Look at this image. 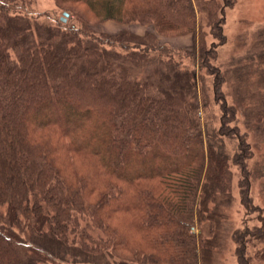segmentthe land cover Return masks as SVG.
<instances>
[{
	"label": "trees",
	"instance_id": "trees-1",
	"mask_svg": "<svg viewBox=\"0 0 264 264\" xmlns=\"http://www.w3.org/2000/svg\"><path fill=\"white\" fill-rule=\"evenodd\" d=\"M20 1L0 0V208L7 207L0 264H224L235 166L242 205L249 216L263 214V226L252 231L244 222L232 236L239 264H251L249 237L264 239V208L253 204L249 131L238 123L264 138V40L249 63L218 65L215 40L194 56L129 33L64 31L68 23L19 14ZM63 1L162 33L197 35V12H205L219 37L227 6ZM189 60L213 78L221 126L212 131L202 124L209 104L201 103ZM53 134L67 142L53 144ZM234 139L229 156L226 141ZM64 157L84 166L66 171Z\"/></svg>",
	"mask_w": 264,
	"mask_h": 264
},
{
	"label": "rangeland",
	"instance_id": "rangeland-1",
	"mask_svg": "<svg viewBox=\"0 0 264 264\" xmlns=\"http://www.w3.org/2000/svg\"><path fill=\"white\" fill-rule=\"evenodd\" d=\"M220 1L221 4H224V0ZM220 1L218 2L220 3ZM194 3L197 6V0H194ZM225 3L227 6L225 8V20L222 24L223 37H219V34H216L217 36L214 35V27L207 24L205 12L200 13V11L197 12V21H199L202 28L197 35L186 33V31L182 30L162 33L153 24H122L115 20H100L95 17L85 5L64 2L63 0H22L17 4V11L19 14L29 16L33 20L36 19L40 22L51 24L52 26L56 25L59 21L68 23L65 25L66 27H63L64 31H76L78 29L80 32L81 30L90 31V36H101V34H104L113 37L120 33H129L138 37H146L142 40H154V42L158 43L160 46H164L168 50L183 54H185V52L192 53L194 56L198 54L201 43L205 42L209 47L213 40H215L220 44L217 53H215L217 56L215 64L232 65L237 63L238 65L243 62L244 64H247L249 63V58L256 55L258 51V40H264V0H226ZM148 34H150V36H146ZM81 38L87 39L86 37ZM190 62L191 61L189 60V62L187 61L185 64L189 65L191 70H196L198 73V92L201 103H204V101L207 100L206 102L209 104V107H204L202 109V124L206 127V123L208 122V130L212 131L214 127L219 128L221 126V108L215 104L212 93L213 78L208 69L200 68L199 64L195 67L193 66V63ZM222 69L224 72L227 68ZM229 84L230 82L227 80V83L222 86V89L228 94L230 92ZM203 88L209 90V95H211L209 98L204 95L205 89ZM229 102L233 104V97L231 99L229 97ZM50 116L51 118H55L52 113ZM239 116L241 118V114ZM75 123L76 125L80 124L78 121H75ZM241 123H238L240 124L239 126H241V133L246 134V132L248 133L249 131L245 142L249 144L248 149L250 150V158L247 160V164L250 170L249 172L251 173L253 204L264 208V196L262 193L264 190V138L259 133H253L251 127L248 129V125H244L243 121H241ZM53 137L54 139L51 138L53 144L57 141L63 143L67 142V138L61 135L58 136L53 134ZM226 142L227 145L225 152L229 156H232L235 149L237 151V142L240 141L234 139L231 141L227 140ZM63 160L64 169L66 171L71 168L72 170H77L76 168L79 165L84 166V161H81V159H78V163L67 157H64ZM90 164L91 162L88 161L85 166H90ZM140 167L142 166L138 165L137 169ZM232 170L234 174L233 201L228 211L230 232L226 244H224L225 248L220 255L224 264H239L236 254L237 245L232 239L233 234L237 230L244 229L245 223H247L248 228L252 231L257 227L263 226L259 220L260 216L263 214L252 212L249 216L246 208L242 205L239 187L241 169L238 166H235ZM6 211L7 207L3 206L0 208V213L2 215H6ZM263 254L264 239H258L253 236L249 237L247 256L250 255L251 258H254L251 261V264H264ZM261 257L263 258L261 259Z\"/></svg>",
	"mask_w": 264,
	"mask_h": 264
}]
</instances>
